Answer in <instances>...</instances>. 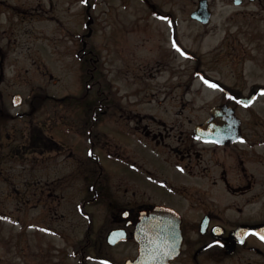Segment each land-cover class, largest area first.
Segmentation results:
<instances>
[{"label": "flooded vegetation", "instance_id": "1", "mask_svg": "<svg viewBox=\"0 0 264 264\" xmlns=\"http://www.w3.org/2000/svg\"><path fill=\"white\" fill-rule=\"evenodd\" d=\"M78 1L86 24L91 19L73 42L85 67L75 95L79 116L61 140L49 129L31 130L26 151L56 152L69 164L82 193L58 202L74 201L87 234L95 233L90 253L110 261L100 248L127 251L116 256L123 259L118 264H129L139 253L138 222L163 205L178 213L182 233L170 264H264V239L249 231L264 234V0H140L141 19L167 17L166 44L147 55L139 33L155 23L116 22L122 36L107 35L104 56L93 26L97 0ZM45 3L53 7L55 1L0 0V94L6 62L17 56L18 27L31 39L34 17L49 19ZM216 32L217 41L205 47ZM201 76L220 87H209ZM16 93L8 96L10 106ZM13 119L0 96V124ZM58 227L54 234L64 238ZM58 250L63 257L65 247Z\"/></svg>", "mask_w": 264, "mask_h": 264}, {"label": "rangeland", "instance_id": "2", "mask_svg": "<svg viewBox=\"0 0 264 264\" xmlns=\"http://www.w3.org/2000/svg\"><path fill=\"white\" fill-rule=\"evenodd\" d=\"M54 1L53 7L52 3L43 5L46 12L43 16L49 19L39 22L37 16L34 17L31 39L18 27L17 56L6 62L9 65L1 82L2 106L14 114V119L0 124V264H53L61 259L63 264H80L81 258V264L122 263L123 259L118 256L125 257L129 254L127 251L111 252L99 247L111 262L103 260L102 253H90L89 246H94L95 233L93 236L87 234V223L80 222L74 201L58 202L59 198H79L82 193L69 164L63 162V156L38 149L26 151V146L27 149L30 146L31 130L41 133L49 129L48 133L53 132L52 136L61 140L62 132L72 127L80 113L76 110L75 95L80 92V76L85 67L83 64L81 70L78 65L74 51L77 46H73V42L86 30L87 17L78 0ZM96 2L97 24L93 26L98 54L107 55L105 40L108 34L122 36L116 22L155 23L151 27L146 25L139 33L147 39V55L156 53L150 47L163 46L166 44L164 39L170 37L168 20L153 15L141 19L144 13L137 8L143 6L140 0ZM178 31L189 44L190 37L182 33L181 27ZM218 37L216 32L205 40L204 46L211 47ZM15 91L24 95L22 106L13 107L8 103V96ZM36 93L51 96H36L34 99ZM49 205L54 208V214L48 212ZM62 213L63 218L60 217ZM50 215L60 219H51ZM58 224L63 227L64 238L52 230V227L59 229ZM62 247H65L63 257L58 250ZM79 247L78 257L76 251ZM85 254L91 258L87 260Z\"/></svg>", "mask_w": 264, "mask_h": 264}, {"label": "water", "instance_id": "3", "mask_svg": "<svg viewBox=\"0 0 264 264\" xmlns=\"http://www.w3.org/2000/svg\"><path fill=\"white\" fill-rule=\"evenodd\" d=\"M90 22V21H89ZM23 96L17 93L13 103L20 105ZM178 213L168 206H156L152 211L145 212L136 226L135 239L139 243V254L129 264H170L172 258L180 251L182 233ZM169 223L168 229L165 224ZM114 233V232H112ZM114 236L110 234V237ZM119 240V237L113 242Z\"/></svg>", "mask_w": 264, "mask_h": 264}, {"label": "snow or ice", "instance_id": "4", "mask_svg": "<svg viewBox=\"0 0 264 264\" xmlns=\"http://www.w3.org/2000/svg\"><path fill=\"white\" fill-rule=\"evenodd\" d=\"M81 2L82 3H86L87 0H81ZM164 19H167V17H164ZM173 47H175L177 49V51H179L182 55H185V56L188 55L187 52H185L182 48H180V46L175 42V40L173 41ZM198 75H199V73H198ZM201 79L204 80V83H206L207 85H209V87H213V88H219L220 87L219 84H216V83H214L211 80L205 79L203 76H201ZM260 91L261 92H264V89H261ZM229 96L233 100H237L238 99L237 97L233 96L231 93H229ZM238 102L241 103V104H244L245 106H247V104L251 103V100L239 99ZM89 154L90 155L92 154L91 153V150H89ZM249 231L254 232V234H256L257 236H260L261 239H264V234H262L260 232H255V230H251V229ZM214 243H220V241H214ZM105 264H108V262L105 261Z\"/></svg>", "mask_w": 264, "mask_h": 264}, {"label": "trees", "instance_id": "5", "mask_svg": "<svg viewBox=\"0 0 264 264\" xmlns=\"http://www.w3.org/2000/svg\"><path fill=\"white\" fill-rule=\"evenodd\" d=\"M34 97H36V96H34Z\"/></svg>", "mask_w": 264, "mask_h": 264}]
</instances>
